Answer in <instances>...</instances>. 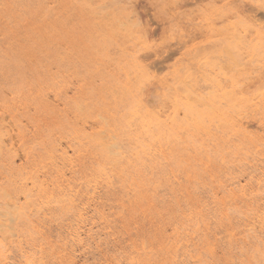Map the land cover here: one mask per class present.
Here are the masks:
<instances>
[{
  "label": "rangeland",
  "instance_id": "374dc122",
  "mask_svg": "<svg viewBox=\"0 0 264 264\" xmlns=\"http://www.w3.org/2000/svg\"><path fill=\"white\" fill-rule=\"evenodd\" d=\"M263 37L264 0H1L0 264H24L23 256L27 264L68 263L62 255L69 199L57 193L37 205L11 179L25 167L24 153L39 161L58 145L81 154L72 156L74 178L67 172L71 187L85 192L88 181L97 184V211L89 209L94 217L73 264L124 261L133 244L143 249L141 264H171L174 229H186L182 238L191 242L193 258L185 264H264V231H246L243 203H228L232 182L245 184L257 176L253 168L264 172ZM52 78L63 87L54 90ZM134 104L153 122L148 133L159 140V160L139 153L154 140L145 143L128 115ZM11 158L13 171L6 166ZM96 168L106 174L99 177ZM49 171L42 170L51 179ZM202 202L211 207L201 224L186 222ZM219 209L227 216L220 229Z\"/></svg>",
  "mask_w": 264,
  "mask_h": 264
},
{
  "label": "bare ground",
  "instance_id": "6f19581e",
  "mask_svg": "<svg viewBox=\"0 0 264 264\" xmlns=\"http://www.w3.org/2000/svg\"><path fill=\"white\" fill-rule=\"evenodd\" d=\"M1 1V0H0ZM22 6V5H21ZM41 11V10H40ZM28 12V11H27ZM132 12V11H131ZM4 13V12H3ZM2 13V15H3ZM6 13V12H5ZM33 13V12H32ZM41 13V12H40ZM43 13V12H42ZM133 13V12H132ZM131 13V14H132ZM136 13V12H135ZM5 15V14H4ZM137 15V14H136ZM25 16V15H24ZM221 16V15H220ZM6 17V16H5ZM50 17V16H49ZM15 18V17H14ZM33 18V17H32ZM41 18V17H40ZM13 19V18H12ZM27 19V18H26ZM53 19V18H52ZM91 19V18H90ZM15 20V19H13ZM16 21V20H15ZM31 21V20H30ZM59 21V20H58ZM72 21V20H71ZM17 23V22H16ZM84 24V23H83ZM131 24V23H130ZM95 26H97V24L94 23ZM100 27V26H98ZM2 28V27H1ZM18 28V27H17ZM101 28V27H100ZM5 29V28H4ZM95 29V28H94ZM7 30V29H6ZM100 30V29H99ZM8 31V30H7ZM55 35V33H54ZM52 36V35H51ZM50 36V37H51ZM53 37V36H52ZM57 38V37H56ZM264 38V37H263ZM100 41V40H99ZM58 42V41H57ZM231 43V41H230ZM108 44V43H107ZM113 44V43H112ZM63 45V44H62ZM117 45V44H116ZM7 47V46H6ZM3 48V47H2ZM9 47H7L8 49ZM33 47H31L30 49H32ZM49 48V47H48ZM109 48V47H107ZM29 49V50H30ZM63 49V48H62ZM111 49V48H110ZM26 50V49H25ZM114 50V49H113ZM116 50V49H115ZM226 50V49H225ZM28 51V50H27ZM110 53V52H109ZM113 54V53H112ZM125 54V53H124ZM238 54V53H237ZM23 55V54H22ZM9 56V55H8ZM5 58V57H4ZM127 58V57H125ZM130 58V57H129ZM12 59V58H11ZM221 59V58H220ZM219 60V59H218ZM56 61V59L54 60ZM220 61V60H219ZM205 62V61H204ZM209 62V61H208ZM207 62V63H208ZM24 63V62H22ZM56 63V62H55ZM206 63V62H205ZM112 64V63H111ZM58 65V64H57ZM228 65V64H227ZM224 67V66H223ZM229 67V66H228ZM261 67V65H260ZM20 68V67H19ZM231 68V66H230ZM263 68V67H262ZM261 68V69H262ZM192 69V68H191ZM220 69V68H219ZM228 69V68H227ZM193 70V69H192ZM223 70V69H222ZM231 70V69H230ZM19 71V69L17 70V72ZM194 71V70H193ZM16 72V73H17ZM18 74V73H17ZM197 74V73H196ZM199 74V73H198ZM194 75V73H193ZM202 75V74H201ZM40 76V75H39ZM22 77V76H21ZM41 77V76H40ZM204 77V76H203ZM202 77V78H203ZM217 77V76H216ZM201 78V77H200ZM199 78V79H200ZM18 79V77H17ZM19 81V80H18ZM133 82V81H132ZM215 82V81H214ZM217 82V81H216ZM232 82V81H230ZM17 83V81H16ZM50 85H52L54 87V90H57L59 89V87H63V85H58V82H56V80H54L53 78L51 79L50 81ZM119 85V84H118ZM202 85V84H201ZM200 85V87H201ZM205 87V86H203ZM208 87V86H207ZM51 88V87H50ZM20 89V88H19ZM108 89V88H107ZM199 89V88H198ZM207 88H205L204 90L206 91ZM73 90V89H72ZM103 90V89H102ZM116 90V89H115ZM203 90V91H204ZM119 91V90H118ZM114 92V91H113ZM120 92V91H119ZM110 93V92H109ZM227 93V92H226ZM225 93V94H226ZM230 93V92H229ZM117 94V93H116ZM224 94V93H223ZM58 95V94H57ZM71 95V94H70ZM106 95V93H105ZM111 95V94H110ZM113 95V94H112ZM22 96V94H21ZM76 97V96H75ZM115 97V96H114ZM117 97V96H116ZM225 97V96H224ZM113 98V96H112ZM121 98V97H119ZM58 99V98H57ZM18 100V99H17ZM110 100V99H109ZM263 103H264V97L262 98L261 100ZM96 103V102H95ZM114 103V102H113ZM118 103V102H117ZM181 104V103H180ZM6 105V104H4ZM59 105V104H58ZM242 108V107H241ZM208 111V110H207ZM258 112V111H257ZM60 115H61V112H59ZM111 113V112H110ZM143 113V108L138 105V104H134L130 107L129 111H128V115L133 117L134 120H132V122L136 121V122H139V126L141 128V132L146 136L145 138V143L146 142H149L151 143V140H154V145L151 144H145L144 146L142 145L141 146V151L139 150V153L142 155L144 154L145 157H148L149 159H152V158H156V157H161V147H157L155 142L158 143V139L155 138V136L153 137L151 134H149L148 132V126L149 124L153 123L151 120L150 121H145L144 118L141 116ZM264 113V112H263ZM58 116V115H57ZM177 116V115H176ZM126 117V116H125ZM119 124H125L128 125L127 120L124 118V117H120L119 120H118ZM131 123V122H130ZM79 124V123H78ZM214 124V123H213ZM212 124V125H213ZM132 126V125H131ZM134 126V125H133ZM216 126V125H215ZM251 126V125H250ZM217 127V126H216ZM215 127V129H216ZM24 128V127H23ZM135 128V127H134ZM133 128V129H134ZM165 128H170L169 125H166ZM163 128V129H165ZM53 129V128H52ZM161 129V128H160ZM258 129V128H257ZM176 130V129H175ZM47 131V130H46ZM140 132V133H141ZM28 133V132H27ZM74 135H75V131H73ZM179 133V132H178ZM29 134V133H28ZM185 134V133H183ZM159 135L162 137V132H159ZM179 135V134H178ZM201 135V134H200ZM204 135V134H203ZM207 135V134H206ZM170 136V135H169ZM181 136V134H180ZM32 137V136H31ZM50 138V137H49ZM48 138V139H49ZM183 138V137H182ZM47 139V140H48ZM203 139V138H202ZM108 140V138H107ZM128 140V143L131 144V145H134L136 144V142H138V138H135V137H129ZM34 141V140H33ZM52 141V140H51ZM192 141V140H191ZM205 141V140H204ZM24 142V140H23ZM74 142V141H73ZM177 143V141H175ZM194 142V141H193ZM25 143V142H24ZM36 143V142H34ZM58 143V142H57ZM168 143V142H167ZM195 143V142H194ZM208 143V142H207ZM210 144V143H209ZM49 145V144H48ZM52 145V144H51ZM152 145V146H151ZM220 145V144H219ZM35 146V145H34ZM114 145H111L109 148L113 147ZM211 146V145H210ZM7 147V146H6ZM180 147V146H178ZM198 147V146H197ZM220 147L222 148V146L220 145ZM40 148V147H39ZM49 148H51L49 146ZM65 147L61 148L58 146H53L50 151H49V155H47L45 158L37 161L32 159L30 160V158H32V155H29V154H26L24 153L23 154V159H24V162L26 163L25 167H21L20 168V172L17 173V172H14L15 173V176L12 179V182L16 185L17 189L19 190L20 194L22 196H24V198H34L33 201L37 203V205H41L43 203H46V204H50L54 201V198H55V194H59L61 197L62 195L65 197V198H68L69 199V203L68 205L71 207L72 209V214H71V222L70 224H67V229H66V234H65V238H64V254L62 255V258H65L68 263L67 264H73V257L75 256V253L77 252V248H81L82 246V243H83V236L90 230V229H86V227L88 226V223L90 224V220L94 217H91L89 216L90 214V211H97V207L95 205V203H97V199L98 197H96V188H97V184H94L93 182V185H91V182H87V186H88V189H85V192L84 191H81V189H78L76 190L78 187L77 186H73L71 187V179H68L67 178V172L68 174H70L71 177L74 178V174L77 172L76 168H77V164L75 162V158H72V156L74 157H81L80 153L78 150H72V154L69 155V152L67 151V149H64ZM68 149L71 148V146H68L67 147ZM123 148V147H122ZM215 148V147H214ZM261 148V147H260ZM263 149V148H262ZM38 150V149H37ZM31 153V152H30ZM236 154V153H235ZM34 155V154H33ZM138 153L135 154L133 153V156L136 158V159H139L138 158ZM239 155V154H238ZM42 156V155H41ZM40 156V157H41ZM234 156V155H233ZM159 157H158V160H159ZM214 156H212V159H213ZM216 157V156H215ZM231 157V156H230ZM205 158V157H204ZM85 160V159H84ZM217 160V158L215 159ZM221 160V159H220ZM104 161V160H103ZM176 161V160H175ZM207 161V160H206ZM219 161V159L217 160ZM23 162V161H22ZM105 162H107V159H105ZM159 162V161H158ZM163 162V159L162 161ZM223 162V161H222ZM213 163V162H212ZM239 163V162H238ZM14 160L11 158L7 161V168L10 169V171H13L14 169ZM200 164V163H199ZM219 164V163H218ZM221 164V163H220ZM225 164H226V161H225ZM224 165V163H223ZM235 165V163H234ZM238 165V164H237ZM239 165L241 166V164L239 163ZM238 165V166H239ZM246 165V164H245ZM226 166V165H225ZM261 166V165H260ZM263 166V165H262ZM165 167V165H164ZM222 167V166H221ZM229 167V166H228ZM227 167V169H228ZM243 167V166H242ZM240 167V168H242ZM146 168V167H145ZM166 168V167H165ZM245 168V166H244ZM246 168L247 165H246ZM251 168L250 167V172L254 171L255 174H257V176L254 175L253 176H249L248 178V182H246L245 184L241 185L240 181H234L231 183V186H234L232 189H229L228 191V197H229V200H228V203H230V205L232 204H236L237 202H241L243 203L244 205V211H243V214L246 216L245 218V221L242 223L243 224V228L246 229V231L248 230H253V231H259V232H263L264 231V197L261 195V193L264 192V172H262L261 174H258L256 173V171L254 170V168L252 169L251 171ZM262 168V167H260ZM264 168V167H263ZM45 169H48L50 170L48 174V176H51V179H49L48 177L45 176V173L42 172V170H45ZM223 169V168H221ZM145 170V169H144ZM166 170V169H165ZM230 170V169H229ZM245 170V169H244ZM249 170V168H248ZM264 170V169H263ZM147 171V170H146ZM148 171H150L148 169ZM154 172V170H152ZM155 171L156 168H155ZM206 171V170H205ZM224 171V170H223ZM231 171V170H230ZM246 171V170H245ZM3 172V171H2ZM93 173H97L99 175V177H101V175H105L106 172L103 168H96V169H93L92 170ZM167 172V171H165ZM233 172V171H232ZM231 172V173H232ZM5 173V172H4ZM43 173V174H41ZM147 173V172H146ZM157 174H158V171H157ZM166 174V173H165ZM191 174V173H190ZM233 174V173H232ZM240 173H238L239 175ZM11 175V173H10ZM155 175V173H154ZM170 175V174H169ZM199 175H201L199 173ZM222 175V173H221ZM248 175V174H247ZM156 176V175H155ZM159 176V174H158ZM157 176V177H158ZM244 176V175H243ZM12 177V176H11ZM78 177V176H77ZM156 179H160V178H157ZM171 177V176H170ZM199 177V176H198ZM169 178L166 176V179ZM183 178V177H181ZM241 178V177H240ZM172 179V178H171ZM235 179H236V175H235ZM48 180H50V183L48 182ZM156 180V181H157ZM168 180V179H167ZM173 180V179H172ZM201 180V179H200ZM91 181H94L93 179ZM160 181V180H159ZM174 181V180H173ZM195 181V180H194ZM245 181V180H244ZM170 182V180H169ZM175 182V181H174ZM182 182V179L181 181ZM187 183V182H186ZM152 184V183H151ZM198 184V183H197ZM227 184V183H225ZM174 185V184H173ZM178 187V186H177ZM76 188V189H75ZM192 189V188H191ZM12 190V189H11ZM116 190V189H115ZM130 190V189H129ZM175 190V189H174ZM226 190V189H225ZM227 191V190H226ZM115 192V191H114ZM151 192V191H150ZM166 192V191H165ZM137 193V192H136ZM99 194V193H98ZM107 194V193H106ZM150 194V193H149ZM152 194V193H151ZM179 194V193H178ZM224 194V193H223ZM12 195V194H10ZM139 195V194H138ZM172 195V194H171ZM58 196V195H57ZM59 198V196H58ZM127 198V197H126ZM171 198V196H170ZM215 199V198H213ZM45 200V201H44ZM111 200V199H110ZM141 200V199H140ZM174 200V199H173ZM105 201V200H103ZM155 201V200H154ZM180 201V200H179ZM206 201V200H205ZM209 201V200H208ZM169 202V201H168ZM167 202V203H168ZM201 202V201H200ZM103 203V202H102ZM140 204V202H138ZM154 203V202H153ZM157 203V202H156ZM159 203V202H158ZM174 203V202H173ZM213 203H216V201H213ZM172 204V202H171ZM210 204V203H209ZM9 205L7 204L6 202V206ZM11 205V203H10ZM60 205V204H59ZM106 205V204H105ZM113 205V204H112ZM176 205V204H175ZM64 206V205H63ZM168 206H170L168 204ZM91 207H93L91 210H89ZM139 207V206H138ZM177 207V206H176ZM208 207H211V205L209 206L208 204H206L205 202H202V203H199L197 205V208L193 211H191L189 214H188V217H185L186 218V222L187 220H191V222L197 224L200 220H202L203 217H205V214H207V211H209ZM112 208V207H111ZM173 208V206H172ZM178 208V207H177ZM66 209V208H65ZM109 209V208H108ZM137 209V207H136ZM162 209V208H161ZM47 210V209H46ZM69 210V209H68ZM112 209H110L111 211ZM217 210V209H216ZM106 211V209H105ZM220 213H219V220L217 221L216 226L218 225V228H219V224L218 222H222L223 219H226L227 216L226 214L224 213V210L223 209H219ZM233 211V210H232ZM48 212V211H46ZM124 212V211H123ZM168 212V211H167ZM213 212V211H212ZM234 212V211H233ZM111 213V212H110ZM166 213V212H165ZM210 213V212H209ZM69 214V213H68ZM96 214V213H95ZM100 214V213H98ZM135 214V213H134ZM213 214V213H211ZM238 214V213H237ZM5 215V214H4ZM40 215V214H39ZM45 215H48L47 213L44 214ZM67 215V212L66 214ZM107 215V214H106ZM111 215V214H110ZM231 215V214H230ZM70 216V215H69ZM96 216V215H95ZM103 215L101 214V216L99 215V218L101 217V220L103 225L105 226V228H107L108 226H110L109 224L107 225L106 224V220L105 218L102 217ZM180 216V215H179ZM211 216V215H210ZM1 217V216H0ZM3 217V216H2ZM55 217V216H54ZM98 217V215H97ZM57 218V217H56ZM120 218V217H119ZM161 218V217H160ZM234 218V217H233ZM242 218V217H241ZM69 219V218H67ZM108 219V218H107ZM134 219V218H133ZM156 219V218H155ZM180 219V218H179ZM44 220V219H43ZM59 220V218H58ZM117 220V219H116ZM140 220V219H139ZM145 220V219H144ZM148 220V219H147ZM243 220V219H242ZM11 221V220H10ZM68 221V220H67ZM204 221V220H203ZM241 221V220H239ZM48 222V221H47ZM97 222V221H96ZM160 222V221H159ZM215 222H216V219H215ZM59 223V222H58ZM117 223V222H116ZM131 223V222H130ZM143 223V222H142ZM183 223V222H182ZM200 223V222H199ZM198 223V224H199ZM22 224V223H21ZM148 224H150L148 222ZM173 224V223H172ZM175 224V223H174ZM173 224V225H174ZM179 224V223H177ZM201 224V223H200ZM91 225V224H90ZM159 225V224H158ZM180 225V224H179ZM222 225V224H220ZM241 225V224H240ZM25 226V225H24ZM52 226V225H51ZM66 226V224H65ZM176 226V224H175ZM47 227V226H46ZM48 227H50L48 225ZM59 227V226H58ZM97 227V225H96ZM131 227V226H130ZM134 227V226H133ZM133 227H131L133 232ZM222 227V226H221ZM23 228V227H22ZM52 228V227H51ZM54 228V227H53ZM93 228V227H92ZM95 228V227H94ZM100 228V227H99ZM111 228V227H109ZM117 228V227H116ZM156 228V227H155ZM204 228L205 225H204ZM242 228V227H240ZM103 229V228H102ZM179 229V228H178ZM220 229V228H219ZM228 229V228H227ZM49 230V229H48ZM55 230V229H54ZM57 230V229H56ZM60 230V229H59ZM112 230V229H111ZM186 230V229H185ZM183 230L182 232H179L178 230L174 229L172 232V237L174 239V242L171 243V247H170V251H171V255L169 256V260H170V263L171 264H185L184 262H186L187 260L193 258L192 255H190L189 253V243H191L190 241L188 242L185 239L182 238V236H186V233H184ZM190 230V229H189ZM230 230V229H229ZM238 230V229H237ZM243 230V229H242ZM58 231V230H57ZM64 231V230H63ZM129 231V230H128ZM130 231V233L132 232ZM47 232V230H46ZM60 232V231H59ZM97 232V231H96ZM113 232V231H111ZM190 232V231H189ZM258 232V234H259ZM99 233V232H98ZM129 233V234H130ZM192 233V232H191ZM222 233V231L220 232ZM237 233H239L237 231ZM250 233V232H249ZM106 234V233H104ZM119 234L121 235V233L119 232ZM133 234V233H131ZM210 234V233H209ZM212 234V233H211ZM264 234V233H263ZM61 235V234H60ZM64 235V234H63ZM97 235V234H96ZM101 235V234H100ZM134 235V234H133ZM132 235V236H133ZM188 235V234H187ZM260 235V234H259ZM53 236V235H52ZM98 236V235H97ZM114 236V235H113ZM117 236V235H116ZM119 236V235H118ZM140 236V234H139ZM142 236H146L144 234H142ZM184 236V237H185ZM191 236V235H190ZM262 236V235H261ZM260 236V237H261ZM9 237V236H8ZM88 237V236H87ZM126 237V236H125ZM124 237V239H125ZM264 238V235L262 236ZM27 238V237H26ZM53 238V237H52ZM86 238V237H85ZM92 238H95L92 237ZM107 238V237H105ZM110 238V237H109ZM195 238V237H194ZM212 238V237H211ZM220 238V237H219ZM227 238L228 239H233L234 238V234H228L227 235ZM87 239V238H86ZM85 239V240H86ZM111 239V238H110ZM28 240V239H27ZM53 240V239H52ZM57 240V239H56ZM107 240V239H106ZM166 240V239H165ZM224 240V239H223ZM222 242H226V241H223ZM41 241V240H40ZM44 241V240H43ZM96 241V240H95ZM182 241H185L182 242ZM8 242V241H7ZM62 242V241H61ZM85 242V241H84ZM91 242V241H90ZM108 242V240H107ZM122 242V241H121ZM126 242V241H125ZM88 243V242H87ZM92 243V242H91ZM90 243V244H91ZM102 243V242H101ZM109 243V242H108ZM127 243H129L127 241ZM125 243V244H127ZM250 243V242H249ZM256 243V242H255ZM13 244V243H12ZM44 244V243H43ZM84 244V243H83ZM100 244V243H99ZM209 244V243H208ZM38 245V244H37ZM42 245V243H41ZM104 245V244H102ZM112 245V242L111 244H109V246ZM115 245V244H114ZM120 245V243H119ZM122 245V244H121ZM129 245V244H128ZM131 245V244H130ZM192 245V244H191ZM44 246V245H43ZM132 246V247H131ZM131 249L128 251H123L122 252V256H123V253H128L127 255H125L123 257V260L124 261H121L119 260L118 258L115 260H111L109 263L107 264H141V261L139 260V254H140V251H143V249H138L136 248V245L133 244L131 245ZM154 246V245H153ZM204 246V245H203ZM259 246V245H258ZM14 247V246H13ZM30 247V246H29ZM42 247V246H41ZM86 247V246H85ZM116 247V246H115ZM128 247V246H127ZM200 247V246H199ZM108 248V246H107ZM106 248V249H107ZM208 248V246H207ZM210 248V247H209ZM12 249V248H11ZM14 249V248H13ZM92 249V247L90 248ZM110 247H109V251H110ZM191 249V248H190ZM204 249V248H203ZM206 249V248H205ZM234 249V248H233ZM17 250V249H16ZM15 250V251H16ZM30 250H33V249H30ZM39 250V249H38ZM193 250V249H192ZM202 250V249H201ZM209 250V249H208ZM19 251V250H18ZM35 251V250H34ZM80 251V250H79ZM112 251V250H111ZM191 251V250H190ZM223 251V249H222ZM236 251V249H235ZM251 251V250H250ZM253 251V250H252ZM251 251V252H252ZM31 252V251H30ZM40 252V251H39ZM204 252V251H203ZM258 252V251H257ZM34 253V252H33ZM78 253V252H77ZM80 253V252H79ZM116 253V252H115ZM205 253V252H204ZM238 253V252H237ZM22 254V253H21ZM27 254V253H26ZM36 254V253H35ZM163 254V253H162ZM252 254V253H251ZM43 255V254H42ZM88 255V254H87ZM93 255V254H92ZM105 255V254H104ZM195 255V254H194ZM203 257H204V254H202ZM207 255V253H206ZM239 255V254H238ZM255 255V254H253ZM14 256V255H13ZM18 256V255H16ZM46 256V255H44ZM79 256V255H78ZM76 256V257H78ZM89 256V255H88ZM142 257V255H140ZM144 256V255H143ZM164 256V255H163ZM240 256V255H239ZM36 257V255H35ZM34 257V258H35ZM85 257V253H84V256ZM96 257V256H95ZM94 257V258H95ZM98 257V256H97ZM103 257V256H102ZM111 257V256H110ZM117 257V256H116ZM199 257V256H198ZM24 258V261L23 263L24 264H27L29 260L28 257L26 256H23ZM22 258V259H23ZM33 258V256H32ZM31 258V259H32ZM101 258V256H100ZM145 257H143L144 259ZM164 258H166L164 256ZM200 258V257H199ZM208 258V257H207ZM255 258V262L257 261L256 260V256L253 257ZM79 259V258H78ZM81 259V258H80ZM146 259V258H145ZM212 259V258H211ZM245 259V258H244ZM8 260V259H7ZM13 260V259H12ZM85 260V259H84ZM87 260V259H86ZM89 260V258H88ZM98 260V259H97ZM95 260V261H97ZM100 260V259H99ZM99 260L97 261L99 263ZM246 260V259H245ZM244 260V261H245ZM102 261V260H101ZM41 262V261H40ZM91 262V260H90ZM93 262V260H92ZM104 262V259L103 261ZM148 262V260L146 261V263ZM192 262V261H190ZM195 262V261H194ZM254 262V263H255ZM260 262V261H259ZM86 263V262H85ZM187 263V262H186ZM22 264V263H21ZM84 264V263H82ZM89 264V263H88ZM102 264V263H100ZM105 264V263H104ZM189 264V262H188ZM192 264V263H191ZM256 264V263H255ZM260 264V263H259Z\"/></svg>",
  "mask_w": 264,
  "mask_h": 264
}]
</instances>
